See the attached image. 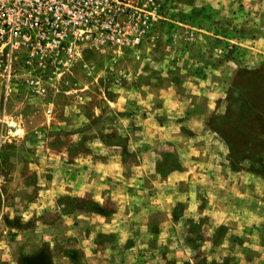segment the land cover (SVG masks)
<instances>
[{
    "label": "crops",
    "instance_id": "1",
    "mask_svg": "<svg viewBox=\"0 0 264 264\" xmlns=\"http://www.w3.org/2000/svg\"><path fill=\"white\" fill-rule=\"evenodd\" d=\"M179 1L187 13L209 6L239 24L244 48L251 50L236 63L208 55L209 69L199 74L186 63L179 73H130L123 90L133 98L122 90L126 97L114 107L82 116L84 152L72 164L55 148L58 133L72 126L70 109L56 118L55 104L51 118L44 111L46 119L32 125L23 113L37 105L21 110L9 103L0 127V264H153L158 254L168 261L174 252L165 242L185 223L198 225L208 240L202 247L208 263L243 248L241 219L254 175L231 168L225 141L209 135L208 127L216 110L213 78L264 63V0ZM158 62L165 68L167 59ZM192 62L202 65L199 58ZM155 105L164 115L159 122ZM163 146L176 150L177 167L168 171L163 162L171 152ZM222 226L227 232L218 241ZM182 254L194 256L182 264H197L195 248L187 245Z\"/></svg>",
    "mask_w": 264,
    "mask_h": 264
},
{
    "label": "rangeland",
    "instance_id": "2",
    "mask_svg": "<svg viewBox=\"0 0 264 264\" xmlns=\"http://www.w3.org/2000/svg\"><path fill=\"white\" fill-rule=\"evenodd\" d=\"M182 4L183 1L179 0L168 1L164 9L167 20L156 27L154 38L149 39L136 50L124 51L120 56L110 52L85 50L74 66L73 74L58 84L57 97L53 98L51 93L43 98L22 94L13 97L9 103H12L13 107L18 102L29 104V107L37 105L38 110L26 108L25 112L31 113H23L25 119L28 117L26 121L32 125L46 119L44 109L50 100L56 104V118L65 115V108L70 109L67 119L72 122V126L67 124L58 133L59 139L57 138L55 148L70 156L67 159L70 164L76 162L77 158L82 156L85 147L81 142L83 139L81 132L87 129V126L82 125V116H91L90 111L95 107H114V102L125 96L120 91L130 86V73L139 70L157 72L170 70L179 73L183 67L180 65L186 63L185 66L189 64L192 66L190 69H195L199 74L200 69L203 72L209 69L206 66L209 61H205L204 58L208 55L215 57L218 63H236L241 61L246 51L251 50L244 48L243 31L239 24L220 18L219 14L213 12L214 10L212 11L209 6L203 7L197 13L193 11L187 13ZM150 57L151 61L148 62ZM195 58L201 59L202 65L198 63L193 65L192 60ZM166 59V67L163 68L158 61ZM229 75L228 72L223 80L220 77L212 80V84L216 83L217 89V94L212 97L216 110L208 128H210L209 135L218 136L225 141L222 147L228 151L227 161L231 168L235 172L248 169L250 174L254 175V178L249 179L250 198L248 205L243 209V219H241V224L243 222L247 232V236L244 237L246 240L243 241V252L239 246H236L240 248L234 250L236 255H230L231 257L228 256L224 261L212 258L213 260L208 263L206 250L202 248L208 240L200 234L198 225L185 223L177 225L175 236L165 242L168 247L165 249L171 254L174 252L169 260L165 261L166 256L162 257L158 254V257H154L153 264H182L184 257L194 258V256H183V250L187 245L195 248L197 264H264V63L258 66L246 65L244 69H240L230 77ZM123 91L125 94L128 93V90ZM127 95L125 96L127 99L133 98L132 95ZM1 107L0 97V127L5 114ZM154 108H158L155 109V120H162L164 115L160 111L161 105H155ZM46 116L51 118V112ZM92 122L94 125L97 124V120ZM157 130L159 128L155 129ZM163 148L171 152L170 161L160 162L165 164V170L177 167L176 150L172 147L163 146ZM166 163L167 165L169 163V166ZM219 231L218 241L225 235L227 228L222 226ZM154 243V248L161 249V241L154 240ZM219 255L220 259H223L221 254ZM208 259L210 261V258Z\"/></svg>",
    "mask_w": 264,
    "mask_h": 264
},
{
    "label": "built area",
    "instance_id": "3",
    "mask_svg": "<svg viewBox=\"0 0 264 264\" xmlns=\"http://www.w3.org/2000/svg\"><path fill=\"white\" fill-rule=\"evenodd\" d=\"M168 1L0 0L1 110L22 94L58 93L85 50L117 56L136 50L167 20ZM54 109L50 100L44 110Z\"/></svg>",
    "mask_w": 264,
    "mask_h": 264
}]
</instances>
